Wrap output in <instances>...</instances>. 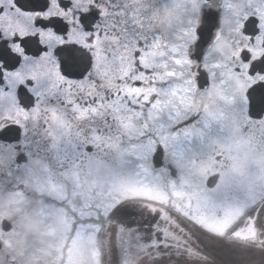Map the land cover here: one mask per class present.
Returning a JSON list of instances; mask_svg holds the SVG:
<instances>
[{"label": "snow or ice", "instance_id": "obj_1", "mask_svg": "<svg viewBox=\"0 0 264 264\" xmlns=\"http://www.w3.org/2000/svg\"><path fill=\"white\" fill-rule=\"evenodd\" d=\"M264 264V0H0L6 264Z\"/></svg>", "mask_w": 264, "mask_h": 264}, {"label": "flooded vegetation", "instance_id": "obj_2", "mask_svg": "<svg viewBox=\"0 0 264 264\" xmlns=\"http://www.w3.org/2000/svg\"><path fill=\"white\" fill-rule=\"evenodd\" d=\"M221 258L217 259L216 264H227L228 261V257L226 255H223L222 253H220ZM0 264H6V259L3 257H0Z\"/></svg>", "mask_w": 264, "mask_h": 264}, {"label": "rangeland", "instance_id": "obj_3", "mask_svg": "<svg viewBox=\"0 0 264 264\" xmlns=\"http://www.w3.org/2000/svg\"><path fill=\"white\" fill-rule=\"evenodd\" d=\"M223 255H225V254H223ZM220 258H221L220 253H216L215 254V260H216V262H217V259H220Z\"/></svg>", "mask_w": 264, "mask_h": 264}]
</instances>
